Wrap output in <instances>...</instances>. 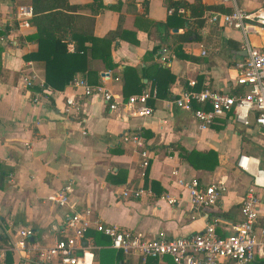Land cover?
<instances>
[{
	"label": "crops",
	"instance_id": "0c3cea01",
	"mask_svg": "<svg viewBox=\"0 0 264 264\" xmlns=\"http://www.w3.org/2000/svg\"><path fill=\"white\" fill-rule=\"evenodd\" d=\"M67 1L81 6L74 14L93 20L94 36L115 33L110 48L114 66L106 68L100 59L88 57V69L94 73L74 78L105 88L119 104L111 110L100 96L83 95L72 81L62 90L45 86L43 63L27 58L37 48L26 38L36 31L29 22L31 0H0V264H34L33 255L24 258L14 248L17 230L31 228L30 241L36 247L53 245L72 214L71 204L91 209L107 224L142 232L147 239L161 231L167 237L201 232L212 222L217 232L231 233L242 220L240 205L250 184L248 175H233L238 171L235 161L239 154L254 155L264 166V134L256 125L245 127L230 116L200 128L192 110L177 107L173 100L184 91L204 88L243 93L245 88L234 80V64L246 55L240 30L209 23L202 16V27L194 29L197 35L179 41L177 35L193 30L194 24L192 19L180 24L164 0ZM236 2L246 11L264 4ZM184 12L182 18H188L190 11ZM248 40L264 46V27ZM67 47L72 51L74 45ZM127 68L135 72L129 74L131 90L137 81L141 90L155 91L154 79L168 83L166 97L148 100L151 116L124 105ZM171 76L174 80L168 82ZM67 97L76 104L69 107ZM133 135L140 137L141 146L125 140ZM176 144L186 150L213 149L219 165L213 171L196 170L180 160ZM179 178H196L202 184L225 181L227 191L215 206L196 209L176 183ZM66 185L71 187L69 205L59 206L52 197ZM139 188L145 191L140 197L122 194ZM87 235L97 247L93 264H141L139 256L111 248L109 237L93 229ZM262 258L256 256L251 264H263ZM161 264L175 263L165 256Z\"/></svg>",
	"mask_w": 264,
	"mask_h": 264
},
{
	"label": "built area",
	"instance_id": "2783aa9c",
	"mask_svg": "<svg viewBox=\"0 0 264 264\" xmlns=\"http://www.w3.org/2000/svg\"><path fill=\"white\" fill-rule=\"evenodd\" d=\"M219 2L229 4L231 11H209L203 18L209 23L232 27L242 33L246 55L234 64V80L245 89L238 95L210 88L198 92L184 91L173 102L179 108L192 110L200 128L211 126L218 117L230 116L231 120L245 127L256 125L264 134V46H253L248 40L249 34L264 27V4L246 11L237 5L236 0ZM179 11L183 13L184 9ZM25 83L30 86V78H26ZM72 85L82 88L83 95L100 96L109 103L111 110L116 109L119 104L110 91L99 85L91 86L82 78H74ZM155 97V90H142L130 95L124 105L133 107L140 115L151 116L153 111L148 100ZM66 102L69 107L76 104L73 97H67ZM194 103L199 107L194 108ZM66 110L68 111L67 108ZM128 139L141 146L138 135L125 138ZM142 155L146 156V153L143 152ZM147 164V160L143 162V166ZM235 167L250 177V184L240 206L242 220L234 224L231 233L227 235L220 236L216 231V223L212 222L201 232L167 237L161 231L155 238L147 239L142 232L105 223L94 216L89 208L76 209L73 204L69 205L71 187L66 185L52 197L59 206L69 205L73 209L61 229L60 238L53 245L36 247L30 241L34 231L31 228H21L16 232L14 248L24 258L33 255L31 262L34 264H93L94 250L97 247L87 235L93 229L109 237L110 247L116 251L124 255L139 256L141 264H161L165 256H169L175 264H251L256 256H264V166L254 155L239 154ZM176 183L188 194L190 205L196 209L215 206L227 191L225 181L202 184L196 178H179ZM144 193L139 188L122 194L126 197H140ZM172 202L169 200V203ZM150 259H155L156 262H149Z\"/></svg>",
	"mask_w": 264,
	"mask_h": 264
},
{
	"label": "trees",
	"instance_id": "16d2710c",
	"mask_svg": "<svg viewBox=\"0 0 264 264\" xmlns=\"http://www.w3.org/2000/svg\"><path fill=\"white\" fill-rule=\"evenodd\" d=\"M164 1L166 7L172 10V15L177 16L176 19L179 20L180 24L189 21V19H192L194 24L193 30L190 29V31L187 30L185 33L177 35L179 41L186 40L190 34L195 33L194 29L202 27L204 11L230 12L232 9L229 4L219 5L210 0L204 3L201 0H194L193 3H188L185 0ZM31 5L33 16L29 22L36 31L26 36V38L35 41L37 48L27 58L43 63L45 86L54 90H62L76 74H87L88 76L93 74L94 72L88 69V57L100 59L106 68L114 66L110 48L115 33H108L101 38L94 36L92 32L93 20L74 14L81 7L80 5H71L67 0H31ZM180 9H184V11L188 9L190 16L182 18L185 12L181 13ZM195 34L197 35V33ZM68 43H73L72 51L68 50ZM131 73H135L134 70L127 68L123 74L124 100L132 95L134 91L133 94L142 91L143 85L138 81L136 89L131 90L132 83L129 79ZM168 79V82L173 81L174 77L171 76ZM154 81L156 96L166 97L168 83L165 84L159 79H154ZM149 103H151V100H149ZM193 107L197 108L199 105L194 103ZM243 140L245 139L243 138ZM175 146L180 160L186 161L196 170L213 171L219 165L218 153L213 149L193 148L192 150H186L180 145L176 144ZM147 168L145 169L146 183L148 181ZM3 180L0 164V188L3 186ZM217 233L220 236L224 235ZM261 260L264 264V258ZM149 262H156V260L150 259Z\"/></svg>",
	"mask_w": 264,
	"mask_h": 264
},
{
	"label": "rangeland",
	"instance_id": "374dc122",
	"mask_svg": "<svg viewBox=\"0 0 264 264\" xmlns=\"http://www.w3.org/2000/svg\"><path fill=\"white\" fill-rule=\"evenodd\" d=\"M256 154L258 155V156H260V153L258 152H256ZM233 175L234 176H240V175H244L243 173H241V172H239V170L238 171H235L234 173H233ZM233 184L235 185V183H234V181H233ZM232 184V185H233ZM243 185H245V183H243Z\"/></svg>",
	"mask_w": 264,
	"mask_h": 264
},
{
	"label": "water",
	"instance_id": "95a60500",
	"mask_svg": "<svg viewBox=\"0 0 264 264\" xmlns=\"http://www.w3.org/2000/svg\"><path fill=\"white\" fill-rule=\"evenodd\" d=\"M103 74H106V73H102V75H103Z\"/></svg>",
	"mask_w": 264,
	"mask_h": 264
}]
</instances>
